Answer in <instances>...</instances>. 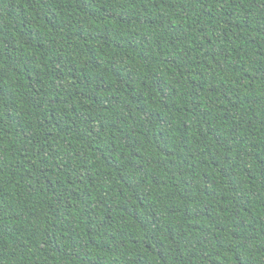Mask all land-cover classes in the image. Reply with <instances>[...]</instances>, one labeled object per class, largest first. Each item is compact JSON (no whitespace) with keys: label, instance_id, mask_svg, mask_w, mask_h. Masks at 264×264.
I'll list each match as a JSON object with an SVG mask.
<instances>
[{"label":"trees","instance_id":"trees-1","mask_svg":"<svg viewBox=\"0 0 264 264\" xmlns=\"http://www.w3.org/2000/svg\"><path fill=\"white\" fill-rule=\"evenodd\" d=\"M0 264H264V0H0Z\"/></svg>","mask_w":264,"mask_h":264}]
</instances>
